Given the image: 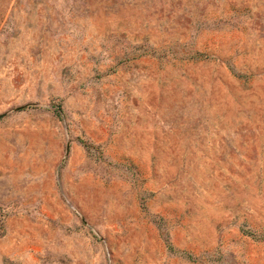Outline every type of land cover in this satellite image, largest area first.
Segmentation results:
<instances>
[{"label":"rangeland","instance_id":"obj_1","mask_svg":"<svg viewBox=\"0 0 264 264\" xmlns=\"http://www.w3.org/2000/svg\"><path fill=\"white\" fill-rule=\"evenodd\" d=\"M0 264H264V0H0Z\"/></svg>","mask_w":264,"mask_h":264}]
</instances>
